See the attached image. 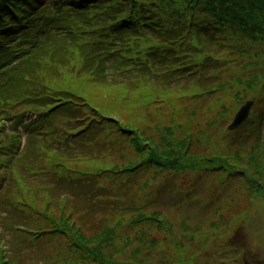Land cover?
Masks as SVG:
<instances>
[{"label": "rangeland", "instance_id": "1", "mask_svg": "<svg viewBox=\"0 0 264 264\" xmlns=\"http://www.w3.org/2000/svg\"><path fill=\"white\" fill-rule=\"evenodd\" d=\"M232 38V37H231ZM235 41L243 44L241 36L236 37ZM252 46L256 44H251ZM263 45H261L262 47ZM260 47L256 46L254 54L248 57L255 61L261 51ZM240 53H235L233 56H229L228 61L232 64L230 67L232 70L230 73L225 74L220 86L213 87L216 92L213 96L203 98L205 100L200 101L198 97H194V92L174 91L168 94L161 93L159 95L158 105L160 108L155 107V112L149 117L145 118V114L142 115L140 109L134 113V107L127 110L120 106H113L111 103L115 102L122 97V93L117 91L116 93L109 92L106 89L91 87L87 83L77 82L73 84L72 91H76L79 94L87 95L89 103L96 105L105 114H113L110 111L111 108L121 109L116 114L125 127L131 126L137 132H142L143 138L139 139V142L143 145H147L150 150L155 149L162 155L168 153L167 150H173L177 155H173L172 158H179V166L181 170L175 172L161 171L157 167H143L136 170L134 173H126L120 175L111 174L113 171H119L130 164H141L143 161H149L151 155L149 150L140 148L141 153H135L133 148L129 146L123 152H114L115 157H109L105 161L94 163V161L87 162V164H76L74 168L70 167V172L67 174L68 178L74 177L77 173H81L84 176H95L97 182H105L108 186L110 185L109 193L105 195L108 198L116 199L117 195L122 197L123 201L126 199L134 198L137 202L142 204L148 201L150 198V206L147 211L166 210L170 215L175 211L187 214L191 220L184 217L183 221L175 218L172 223L178 224V227L183 232H188L192 238L195 239V244L198 241H208L213 243L214 234L221 233L222 236L228 237L227 243L231 249H241L244 247L245 252V264H255L256 261L264 259V239L260 241L254 235V229L249 222L248 217L251 215L257 204H260L264 198V143L256 146V130L257 127L254 124L255 118L251 119L246 128L242 131L243 140L241 144L245 146H228L227 141L223 143V137L226 135L228 126L234 120L236 114L245 107L246 103L251 100H259L264 97V66H258L252 69H259L261 74H258L256 81L252 79H242L241 76L244 73L241 66L237 65V61L242 59ZM264 63V60L262 61ZM262 63V64H263ZM251 67L247 68L248 72H251ZM61 84L64 85L62 82ZM148 94L149 91H146ZM137 93L133 97H138ZM194 97L195 100L190 101V98ZM152 98V97H151ZM122 100V98L120 99ZM199 100V101H196ZM117 102V103H118ZM133 102V101H132ZM130 102V103H132ZM124 103L127 104V102ZM157 103V102H156ZM149 113V111H147ZM115 113V112H114ZM143 113V112H142ZM253 120V121H252ZM191 137L192 143L188 140ZM165 140V141H164ZM167 141V142H166ZM185 142L187 145L186 151H181V143ZM154 144V145H153ZM192 146L189 147V145ZM174 145L172 148L171 146ZM145 149V150H144ZM218 150L224 152L221 158L228 159L229 164L233 168L244 169L251 173L252 179L256 181L257 189L239 191L242 186H236L234 190L230 192V196L226 199H215L214 187L216 185L211 179L209 180V198L205 204L203 200L207 197L205 190L202 192L198 191L200 185L203 183L199 179V174L192 172L190 168L203 167L208 162V158H213L212 151L214 153ZM183 153V154H182ZM217 155V154H216ZM253 158V159H252ZM254 159L258 162H254ZM171 160V159H170ZM206 160V162H205ZM184 161V162H183ZM175 167V165L173 166ZM142 172V173H141ZM178 175H175L177 174ZM122 180H127L125 184L122 183L124 188L121 189L120 183ZM173 185L176 190L181 193L173 194L169 191V187ZM113 188V190H112ZM230 189L229 185H218L217 193L223 194L224 191ZM260 196V197H259ZM142 199L141 201L139 200ZM32 205L36 207L38 215H33L31 210L26 207L30 220L29 223L37 224L39 229L47 230L49 223L47 217L53 218L61 227L67 228L72 226L76 233L80 232L78 224L75 226L73 216L70 215L69 210H66L63 203L59 200L55 203L47 202L41 204L39 201L34 202ZM228 201V202H227ZM45 202V201H44ZM188 202V203H187ZM193 202V203H192ZM187 203V204H186ZM57 204V205H56ZM20 208H23L21 203ZM191 207V210H188ZM66 210H64V209ZM136 212V211H135ZM134 212V213H135ZM204 214H200V213ZM264 212V211H263ZM168 214V217L172 219V216ZM212 215L207 221L198 222L199 219L204 218L206 215ZM130 216L127 210H117L111 212L109 219H114L111 224L112 228L117 227V222L125 220ZM77 218V217H75ZM186 219V220H185ZM197 221V222H196ZM170 223L171 227L173 226ZM259 228L264 226V218L259 217L256 221ZM110 227V228H111ZM173 230V227H172ZM85 232L83 229L81 232ZM171 232L167 230H157L155 234L149 236L146 241H154L151 247L160 243L171 244L175 242L179 247L184 244L189 245L192 242V238L183 240V243L173 239ZM79 236V233L76 234ZM87 236V234H85ZM103 235V234H102ZM205 235V236H204ZM176 236V235H175ZM178 236V235H177ZM101 237V236H99ZM179 237V236H178ZM232 238V239H230ZM15 238H13L14 240ZM92 245H98V240H92ZM157 242V244H156ZM119 246H123L125 249L124 240H119L116 243ZM118 247V246H117ZM185 248V247H184ZM182 252H185V249ZM122 249V250H123ZM143 246L131 254L130 261H134L138 257L137 252L142 254ZM115 250V248H114ZM122 250H115L113 253H120ZM105 255V252H103ZM261 254V256H259ZM104 255L102 257H104ZM140 258L143 257L139 256ZM240 259V258H239ZM0 260L2 256L0 255Z\"/></svg>", "mask_w": 264, "mask_h": 264}, {"label": "trees", "instance_id": "2", "mask_svg": "<svg viewBox=\"0 0 264 264\" xmlns=\"http://www.w3.org/2000/svg\"><path fill=\"white\" fill-rule=\"evenodd\" d=\"M44 1L45 0H0V24L5 20L0 25V43H3L2 40L13 41L11 36H14L17 30H20L24 25L27 26L29 20L36 21L39 15H37L35 19H32L31 17L34 15H31V13L35 14V10L42 6ZM180 1L183 5L189 7L187 11L191 13V19L193 18L194 13L198 16L203 13V3H206V1L208 4L211 3L210 7L207 4L204 5L209 7V10L212 11L215 18L219 21L228 23V27L224 34L233 31L238 34V37L242 35V38L239 41L249 42L247 44L243 43L242 46L236 44L233 45V47L244 46L242 49L233 47H229L233 49H227L226 47H222L220 55H223V59L219 58L216 67L221 73L223 72V74H227L230 72L231 69L228 58L233 52H245V55L249 56L251 54L250 51L252 46L250 48L247 46H249L252 41H254L256 45H263L260 48L261 54L255 58V61L252 62V59L250 58L247 63L244 62V58L240 64L237 63V65H240L242 67L241 69L244 70V73L238 76H241L242 79L251 78V81H256L258 74H261V71L252 68L261 65L264 66V63L262 62L264 60V0ZM69 32L70 36H74L72 30H69ZM159 34L161 37L176 39L175 33L164 28H161ZM74 38L76 37L74 36ZM63 47L64 48L61 50L58 48L57 44L50 45V47L43 48L39 53H33L27 60L21 61V63H35L39 65L37 66L38 71L41 73L39 93L44 102L42 103L43 105L41 108L54 110L58 116L65 118L68 123L76 121L78 126H80V122H83L84 125L86 124L87 127L84 129V131L86 130V133L82 132L80 128L77 129L85 139L87 138L86 147L83 151V154L86 155L84 163L91 162L90 159H92L95 154L104 155L103 152L107 153L108 150H110V147L113 144L108 142V134L104 135L107 131L109 135L121 133L123 137L126 138L127 146H131L135 153H141L142 151L140 148H145L147 146L139 142V139L143 138V134L142 132H137L131 126L125 127L118 118H115L116 114L120 112L121 109L111 108L110 111H112L113 114H105L96 105L88 102L89 99L87 95L79 94L74 90L72 91L73 84L84 82L93 88H102L109 92L115 91L113 93L120 91L123 94L121 97L122 100H120V98L119 102L116 100L111 104L115 107L123 106L122 108L129 109V111L134 107V113H136L137 109H140V111L143 112H141V114L146 115L145 118L155 112V107L160 108L158 105V100L160 99L159 95L161 93H169L168 87L165 84H161L159 81V86L161 88L150 87L152 90H149L146 86L150 84V80L146 74L141 75L137 72L129 78H126V73H123V71L114 74L116 69V66L114 65H112L109 70L102 69L100 58L94 53L91 54L81 48V42L77 38L76 43L72 42L67 46L63 45ZM248 67H251V72L247 71ZM136 68V64L134 63L131 73ZM139 75L141 76L139 77ZM221 79L223 78L219 76L212 83L205 86L203 91L206 94L212 92L213 90L209 89L213 87L211 85ZM62 82L64 85L61 84ZM177 87L178 86L174 88ZM146 91H149V93L146 94ZM175 91L181 92L184 90L178 89ZM11 93L12 89L0 93V112L3 110V106L7 105V100ZM137 93H139L138 97H133ZM124 100L127 104L124 103ZM263 102L264 100L260 101V104L264 105ZM147 111H149V113ZM77 115L79 118H77ZM108 125L109 128L107 129ZM65 130H67V127H65ZM188 141L192 143L191 137ZM173 146L174 145H172L171 148ZM190 146H192V144H190L189 147ZM186 147V143L182 142L181 151H183V153L186 151ZM146 148V150L150 151L149 154L151 155L149 161H143L139 165L136 163L130 164L122 170L113 172L120 174L125 171H134L141 165L145 167H157L161 171L181 169L182 166H179V163L182 158H172L173 155H177L175 151L167 150L166 152L168 153L161 156L155 147L151 150L148 147ZM212 152L214 153V151ZM213 158H208V163H214L216 165L218 161L213 160ZM254 162L257 161L254 159ZM76 164H78V162ZM174 165L175 167H173ZM256 165H258V162ZM95 178V176L87 175L84 176V179L81 181V177H77L75 184L72 186L70 185V189L76 191L75 197H87L88 195L92 196L99 193L100 187L97 186ZM29 188L31 190H28L27 187L24 188L27 194L23 192L21 201L28 202L31 206H33L31 204L32 199L34 202L39 201L41 204L46 203V201H52L44 197L42 192L37 193L35 187L33 188L29 186ZM12 197L13 195L8 193L4 197V205H12ZM25 202H22L21 205L24 206ZM52 202L55 203L54 201ZM103 205L106 206V203L102 202L98 207L100 208ZM117 208H120V206L118 205ZM31 209L34 212H40L36 207H31ZM85 212L86 214H82L81 216V220L86 224L85 232H81L82 228L79 227L80 232L76 230L77 232L74 233V227L70 226L68 229L61 227L49 216L47 217V220L50 223L47 231L36 230L32 233H27L26 231L21 232L18 230L19 234H11L7 229H0V240H4L6 237H15L14 240H8L11 256L8 259L10 263L5 260H0V264H78V262L80 264H106V260L104 259H106V256L107 258L109 257L108 252L106 251L111 247V245H108L109 240L111 239V237H109L110 232H105L102 235L101 242L98 246L90 248V244L92 245V240H96L98 229L106 228L108 225L109 219H106L105 216L109 215V212L107 210L99 211L91 204ZM24 214H26L25 211H22V213L15 212L14 218L18 215L17 220L19 225H24V223L18 219ZM25 218L22 217L23 220H25ZM78 233L79 236L76 235ZM123 233L126 238L128 235L127 231H123ZM85 234H87V236ZM119 235H121V233H119ZM103 252H105V255ZM103 255L104 257H102ZM20 256L24 257L21 262L18 261ZM4 258L5 256H3V259ZM91 260H93V262H91Z\"/></svg>", "mask_w": 264, "mask_h": 264}, {"label": "water", "instance_id": "3", "mask_svg": "<svg viewBox=\"0 0 264 264\" xmlns=\"http://www.w3.org/2000/svg\"><path fill=\"white\" fill-rule=\"evenodd\" d=\"M252 107V103L246 104V107L243 108L240 113L236 116L234 124L230 127L231 130H236L247 121Z\"/></svg>", "mask_w": 264, "mask_h": 264}]
</instances>
